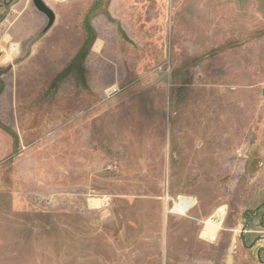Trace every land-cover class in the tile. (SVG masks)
<instances>
[{
    "label": "rangeland",
    "instance_id": "obj_1",
    "mask_svg": "<svg viewBox=\"0 0 264 264\" xmlns=\"http://www.w3.org/2000/svg\"><path fill=\"white\" fill-rule=\"evenodd\" d=\"M1 4L0 264H264V0Z\"/></svg>",
    "mask_w": 264,
    "mask_h": 264
},
{
    "label": "trees",
    "instance_id": "obj_2",
    "mask_svg": "<svg viewBox=\"0 0 264 264\" xmlns=\"http://www.w3.org/2000/svg\"><path fill=\"white\" fill-rule=\"evenodd\" d=\"M85 28H86V32L85 33L87 34V39L84 42L83 46L81 47L79 53L74 58V61H72V63L68 66V68L62 73V75L60 76V78L61 77H66L68 74H71V72H73V71H77L78 72L77 74L79 76V74H80L79 71H81V69L79 68V66H77L78 65L77 61L79 59H81V60L84 59V57L87 55L89 44H90V42L93 39V34H92L91 29H89V26L86 25ZM81 77H82V73L79 76V83H81L84 86L85 83H84L83 78H81ZM53 90H55V88ZM0 129L3 130V131H5L13 139L14 146L17 147L18 146V143H19V138L16 135V133H14L12 130L4 127L1 124H0Z\"/></svg>",
    "mask_w": 264,
    "mask_h": 264
},
{
    "label": "bare ground",
    "instance_id": "obj_3",
    "mask_svg": "<svg viewBox=\"0 0 264 264\" xmlns=\"http://www.w3.org/2000/svg\"><path fill=\"white\" fill-rule=\"evenodd\" d=\"M101 46H102V43L100 41H97L94 46V50L100 51ZM17 52L18 51L16 50V47H14V49L10 51V54H17ZM190 203H191L190 200L180 197L177 204L174 207V210H175L174 212L184 211L185 209H187ZM226 211H227L226 207L219 208L218 211L206 221L205 223L206 229L210 231L211 233H214L217 230L219 231L221 229L222 219Z\"/></svg>",
    "mask_w": 264,
    "mask_h": 264
},
{
    "label": "water",
    "instance_id": "obj_4",
    "mask_svg": "<svg viewBox=\"0 0 264 264\" xmlns=\"http://www.w3.org/2000/svg\"><path fill=\"white\" fill-rule=\"evenodd\" d=\"M32 3L36 10H38V12L46 16V18L48 19V25L45 29V32H47L52 28L56 19L53 10L49 6H47L42 0H32Z\"/></svg>",
    "mask_w": 264,
    "mask_h": 264
},
{
    "label": "built area",
    "instance_id": "obj_5",
    "mask_svg": "<svg viewBox=\"0 0 264 264\" xmlns=\"http://www.w3.org/2000/svg\"><path fill=\"white\" fill-rule=\"evenodd\" d=\"M66 0H43V2L46 4V5H50L51 4V2L52 3H54V2H56V3H63V2H65ZM218 211V210H217ZM216 211V212H217ZM215 212V213H216ZM214 213V214H215ZM205 227V226H204ZM207 242H209V243H215L216 241H217V237H214L213 239H210V240H208V239H205Z\"/></svg>",
    "mask_w": 264,
    "mask_h": 264
},
{
    "label": "crops",
    "instance_id": "obj_6",
    "mask_svg": "<svg viewBox=\"0 0 264 264\" xmlns=\"http://www.w3.org/2000/svg\"><path fill=\"white\" fill-rule=\"evenodd\" d=\"M100 42H101V41H100ZM221 208H223V207H221ZM227 215H228V214L225 213V215H224V220L222 221V223H223V222L225 223V220H226V216H227ZM223 225H224V224H222V227H223ZM221 230H222V229H221ZM220 232H221V231H220ZM220 232H219V233H220ZM218 235H219V234H218Z\"/></svg>",
    "mask_w": 264,
    "mask_h": 264
},
{
    "label": "flooded vegetation",
    "instance_id": "obj_7",
    "mask_svg": "<svg viewBox=\"0 0 264 264\" xmlns=\"http://www.w3.org/2000/svg\"><path fill=\"white\" fill-rule=\"evenodd\" d=\"M2 6V4L0 5V7ZM262 250V249H261Z\"/></svg>",
    "mask_w": 264,
    "mask_h": 264
}]
</instances>
